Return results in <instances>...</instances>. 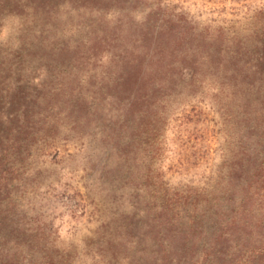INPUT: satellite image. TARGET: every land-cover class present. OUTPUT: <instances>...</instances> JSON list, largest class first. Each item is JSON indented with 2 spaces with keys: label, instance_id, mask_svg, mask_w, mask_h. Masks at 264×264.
<instances>
[{
  "label": "rangeland",
  "instance_id": "rangeland-1",
  "mask_svg": "<svg viewBox=\"0 0 264 264\" xmlns=\"http://www.w3.org/2000/svg\"><path fill=\"white\" fill-rule=\"evenodd\" d=\"M157 32L191 41L140 122L120 81ZM263 43L264 0H0V264H264V97L248 131L213 73Z\"/></svg>",
  "mask_w": 264,
  "mask_h": 264
},
{
  "label": "trees",
  "instance_id": "trees-1",
  "mask_svg": "<svg viewBox=\"0 0 264 264\" xmlns=\"http://www.w3.org/2000/svg\"><path fill=\"white\" fill-rule=\"evenodd\" d=\"M150 38L155 44L152 50L149 51L147 49V51L142 54V59L138 60L132 66L130 76L120 81V85L122 84L124 86V90L130 91V95L128 97L129 99L127 101L128 115L133 119H138L140 122H143L144 120L145 109H135L134 111L133 109L137 105L136 103L138 101L143 103L148 88L158 84L155 81H151L150 76L159 71H168V68H170L173 64L170 57H168L170 60L168 59V62L164 63V60L168 55H166V52L164 51V48L161 47V44L164 42L168 43L170 40H174V38L176 39L177 44H183L186 41H191V39L187 36L181 34H166L160 32H157L155 36ZM247 52L248 57L246 58V61L243 62V60L241 61L243 55H241L240 51H229L230 56H228L226 60L218 59L215 61V64L213 63V73L217 76V78H223L226 80V85L228 86L227 89L231 94H237L243 98L244 111H241L242 116L240 118L244 121L243 128H246L249 131L255 129L258 125H256V122H253L247 112V104L249 103H245V98L249 99L253 96L257 98L264 97V43L262 46L255 45L251 49H246L245 53ZM178 53L177 49H171L169 55L172 56ZM217 54L223 57V55L218 51ZM205 57L206 56H204V58ZM189 70L190 69L186 67L184 68L186 73H189ZM193 73L194 71H191L190 75L192 76ZM255 176L256 173H251V180L255 179ZM248 187V183H246V185L242 184L243 195L240 199H238L236 207L239 210L237 212L232 210V215H230L226 221L220 223L223 227L219 233H216L215 241H217V239L218 241H221L224 238L228 240L229 234H234V229L241 227L240 223L244 229H246V225L250 223V218L254 208L253 202L250 200V196L247 195ZM226 234L228 237H225ZM210 244L211 249H214L217 245L215 242Z\"/></svg>",
  "mask_w": 264,
  "mask_h": 264
}]
</instances>
